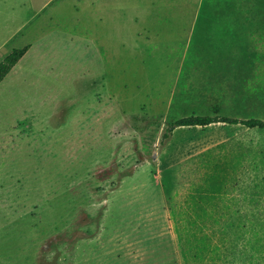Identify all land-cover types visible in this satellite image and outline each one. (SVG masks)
Masks as SVG:
<instances>
[{
	"label": "rangeland",
	"instance_id": "374dc122",
	"mask_svg": "<svg viewBox=\"0 0 264 264\" xmlns=\"http://www.w3.org/2000/svg\"><path fill=\"white\" fill-rule=\"evenodd\" d=\"M28 45L0 84V264H264V129L164 139L264 120V0H0V62Z\"/></svg>",
	"mask_w": 264,
	"mask_h": 264
},
{
	"label": "trees",
	"instance_id": "16d2710c",
	"mask_svg": "<svg viewBox=\"0 0 264 264\" xmlns=\"http://www.w3.org/2000/svg\"><path fill=\"white\" fill-rule=\"evenodd\" d=\"M30 45L23 48H15L3 61L0 62V84L6 79V77L12 72L14 67L22 60V58L29 51ZM217 123H231V124H242L248 128H262L264 129V120L257 118L241 119V118H230V117H219V116H189L181 118L175 121L169 128L166 129L164 139L171 137L176 127L184 126H201L207 127Z\"/></svg>",
	"mask_w": 264,
	"mask_h": 264
},
{
	"label": "crops",
	"instance_id": "0c3cea01",
	"mask_svg": "<svg viewBox=\"0 0 264 264\" xmlns=\"http://www.w3.org/2000/svg\"><path fill=\"white\" fill-rule=\"evenodd\" d=\"M32 48H33V47L30 45V49H29V51H28V52L26 53V55H25L26 57L24 56V57H23L24 59L22 58V60H25V59H28V58H29V56H30V51L32 50ZM30 57H31V56H30ZM22 60H21V61H22ZM21 61H20L15 67H14V69L12 70V72H11L9 75H13L14 73H17V72H18V70H19L18 67H19ZM9 75H8V76H9ZM6 78H7V77H6ZM8 78H9V77H8Z\"/></svg>",
	"mask_w": 264,
	"mask_h": 264
}]
</instances>
